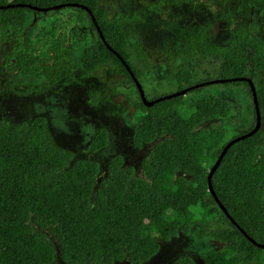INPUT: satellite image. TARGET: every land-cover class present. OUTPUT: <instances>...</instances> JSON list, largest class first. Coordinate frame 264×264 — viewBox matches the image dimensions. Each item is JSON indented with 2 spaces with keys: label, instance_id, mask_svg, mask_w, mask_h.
I'll use <instances>...</instances> for the list:
<instances>
[{
  "label": "trees",
  "instance_id": "1",
  "mask_svg": "<svg viewBox=\"0 0 264 264\" xmlns=\"http://www.w3.org/2000/svg\"><path fill=\"white\" fill-rule=\"evenodd\" d=\"M197 1L157 0L149 7L156 13L162 7ZM260 1L258 13L264 18V0ZM17 2L37 7L76 3L87 9L62 7L77 13L66 19L67 31L56 34L55 22L49 27L34 19L41 11L24 5L0 8V33L7 29L16 41L8 52L10 68L15 73L26 71L53 79L67 66V78L60 87L79 83L70 57L77 39L81 40L75 70L79 76H90L109 65L125 76V84L135 94L134 101L125 105L133 126L131 140L136 148H149L138 163V174L132 166L122 165L121 156L110 158L107 173L96 187L98 163L75 159L72 150L57 145L44 117L16 123L0 120V264H113L123 260L141 264L157 253L159 241L167 242L179 232L188 235L195 225L200 226V234L222 244L203 251L201 264H264V249L253 245L238 229L264 244V85L257 87L254 79L264 69V54L258 44L240 29L233 31L235 37L226 46L208 44L203 29L188 35V51L207 61L210 68H171L172 91L212 79L222 81L217 86L245 91L252 114L248 124L235 128L230 138L250 131L255 116L248 83L228 79L247 77L254 86L259 128L229 145L210 176V186L223 211L207 189L206 176L228 142L227 133L222 127L198 126L214 119L235 120L231 102L213 95L189 102L179 94L153 101L159 97L153 95L161 92L153 94L142 81L148 76V53L141 44L128 42L127 23L140 19L135 12L109 18L99 0H0V6ZM230 16L223 15L228 24ZM84 20L93 30L92 40L87 30L79 27ZM21 35L23 41L18 44ZM117 55L152 104L142 102ZM52 84L47 81L40 86L46 89ZM201 87L205 85L186 93ZM88 95L87 104L97 105V94ZM107 134L103 127L96 129L84 151L104 149ZM172 264L196 263L183 256Z\"/></svg>",
  "mask_w": 264,
  "mask_h": 264
},
{
  "label": "rangeland",
  "instance_id": "2",
  "mask_svg": "<svg viewBox=\"0 0 264 264\" xmlns=\"http://www.w3.org/2000/svg\"><path fill=\"white\" fill-rule=\"evenodd\" d=\"M156 1L99 0L100 7L105 9L109 18L115 15L130 16L134 12L140 17L139 21L127 23L130 30L128 42L141 44L148 53V76L142 81L153 94L158 90L161 95L172 91L174 82L171 68L184 66L191 71L210 68L207 61H200L198 56L189 53V34L205 29L208 33L206 43L226 46L235 37L233 31L240 29L247 39L258 44L264 54V18L258 13L260 0H225L223 3L220 0H200L178 7H162L158 12L152 13L149 5ZM75 13L77 12L70 8H62L44 14L37 13L33 17L49 27L50 22H55V32L61 34L69 27L65 23L66 19L75 16ZM227 13L231 15V24L223 17ZM79 27L87 30L90 40L95 38L87 20L82 21ZM22 39L23 35L18 44ZM14 43L16 41L10 38L9 30L3 29L0 33V120L16 123L38 116L44 117L57 145L72 150L75 159H88L98 163V173L94 178L96 187L107 173L108 160L115 156H121L122 165L132 166L138 174V163L149 146L136 148L132 143L133 126L129 121L130 111L125 105L129 103L128 100L134 101L135 94L125 84V76L109 65L101 67L90 76H79L75 64L83 42L77 39V48L71 53L70 64L79 83L60 87L61 82L67 78V66L63 70H56L58 72L53 79L26 71L15 73L10 68L8 58V52ZM51 72L54 73V69ZM254 79L257 87L264 85V69L258 71ZM47 81L53 82L51 87L45 89L40 86L41 82ZM88 93H95L100 98L97 105L87 104ZM212 95L231 102L237 117L231 121H205L198 127H222L229 139L235 128L248 124L252 114L250 98L240 88L211 85L197 88L194 92L185 94L182 99L193 102ZM150 96L147 94L148 98ZM153 96L160 97V94ZM106 98L112 99V102L106 101ZM101 127L108 131L107 146L94 153L85 152L86 141ZM262 201L264 203V192ZM199 227L193 226L188 235L179 232L167 242L159 241L157 253L141 264H172L183 256H189L196 264H201L203 251L220 248L222 244L207 234H200ZM113 264L130 263L123 260Z\"/></svg>",
  "mask_w": 264,
  "mask_h": 264
},
{
  "label": "water",
  "instance_id": "3",
  "mask_svg": "<svg viewBox=\"0 0 264 264\" xmlns=\"http://www.w3.org/2000/svg\"><path fill=\"white\" fill-rule=\"evenodd\" d=\"M26 6L32 10H35V11H41V12H47V11H51V10H57L61 7H64V6H77V7H81L83 9H87L85 6L83 5H80V4H76V3H59V4H55V5H51V6H48V7H37V6H34V5H28V4H22V3H14V4H6L4 6H0V8H8V7H16V6ZM88 11V10H87ZM98 31V34L100 35V32L99 30L97 29ZM101 39H102V36H100ZM108 47V45H107ZM117 57H119L117 55ZM120 58V57H119ZM121 60V63L124 65L126 71L128 72V74L130 75V77L133 78V74L130 72L128 66L125 64V62L120 58ZM228 80H243V81H246L248 83V86L251 90V95H252V102H253V105H254V110H255V113H256V121H255V125L254 127L248 131L247 133L243 134V135H240V136H237L231 140H229L226 145L222 148L220 154L218 155V157L216 158L215 162L213 163V165L211 166V168L208 170V173H207V176H206V182H207V189L208 191L211 193V195L213 196V198L215 199V201L219 204L220 206V209H222L223 211L224 208L223 206L220 204V202L218 201L217 197L215 196L214 192L212 191V188L210 186V176L212 174V172L215 170V168L217 167L221 157L223 156L225 150L227 149V147L229 145H231L232 143L238 141L239 139H242L244 138L245 136H248V135H251L253 134L255 131H257V129L259 128V125H260V116H259V108H258V104H257V99H256V94H255V89H254V86L252 84V82L247 78V77H236V78H231V79H228ZM133 81L136 85V88L138 89L139 93H140V98L142 99V102L145 104V105H150L152 104L153 101H160L162 99H168V98H171L173 96H176L178 95L179 93L178 92H175V93H172V94H169V95H166V96H163V97H160L156 100H153V101H146L145 98L143 97V94H142V91L140 89V85L139 83L133 78ZM222 82V81H220ZM195 86V85H194ZM185 92V89L180 91V94L184 93ZM227 216L228 214L226 212H224ZM230 218V217H229ZM230 220H232L230 218ZM236 225V224H235ZM237 226V225H236ZM238 228V226H237ZM240 230V232L245 236V238L250 241L253 245L259 247V248H262L264 249V244L262 243H258L256 241H254L252 238H250L242 229L238 228Z\"/></svg>",
  "mask_w": 264,
  "mask_h": 264
},
{
  "label": "clouds",
  "instance_id": "4",
  "mask_svg": "<svg viewBox=\"0 0 264 264\" xmlns=\"http://www.w3.org/2000/svg\"><path fill=\"white\" fill-rule=\"evenodd\" d=\"M213 80H215V81H212V80H208V81H206V82H202V83H197V84H193V85H191V86H187V87H183L182 89H180V90H177V91H171V92H168L167 94H164V95H160V97H163V96H166V95H169V94H172V93H175V92H178L179 93V95H187V91L189 90V89H191V88H196V87H198V86H200V85H205V87L206 86H211V85H215L216 83H220V81L221 80H217V79H213ZM195 85V86H194ZM171 87V86H170ZM185 89V92L184 93H182V94H180V91H182V90H184ZM182 96V97H183ZM160 97H158V98H160ZM216 97H218V96H216ZM157 98V99H158ZM218 98H220V97H218ZM251 98H252V96H251ZM220 99H222V98H220ZM156 100V99H155ZM161 101V100H160ZM251 101H252V99H251ZM253 103V102H252ZM253 114H254V116H255V121H256V113H255V110H254V105H253ZM259 116H260V114H259ZM233 138H235V137H233ZM233 138H230L229 137V139H228V141L229 140H231V139H233ZM221 152V151H220ZM220 154V153H219ZM96 177V176H95ZM105 177V176H104ZM103 177V178H104ZM211 194V193H210ZM213 197V196H212ZM214 199V198H213ZM214 201H215V199H214ZM216 202V201H215ZM217 203V202H216ZM217 206L220 208V206H219V204L217 203Z\"/></svg>",
  "mask_w": 264,
  "mask_h": 264
},
{
  "label": "flooded vegetation",
  "instance_id": "5",
  "mask_svg": "<svg viewBox=\"0 0 264 264\" xmlns=\"http://www.w3.org/2000/svg\"><path fill=\"white\" fill-rule=\"evenodd\" d=\"M18 3V2H17ZM59 9H62V7L61 8H59ZM59 9H57V10H59ZM54 11H56V10H54ZM48 12H51V11H47V12H41L42 14H44V13H48ZM217 80H219V79H217Z\"/></svg>",
  "mask_w": 264,
  "mask_h": 264
}]
</instances>
